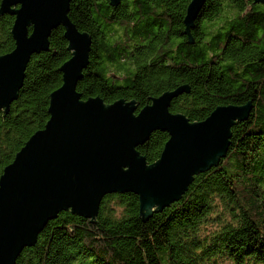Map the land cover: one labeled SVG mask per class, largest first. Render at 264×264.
I'll return each mask as SVG.
<instances>
[{
	"label": "trees",
	"instance_id": "obj_1",
	"mask_svg": "<svg viewBox=\"0 0 264 264\" xmlns=\"http://www.w3.org/2000/svg\"><path fill=\"white\" fill-rule=\"evenodd\" d=\"M189 3L71 0L68 17L91 40L76 91L82 101H133L137 113L184 86L169 109L191 123L248 104L225 157L148 215L133 193L105 195L91 219L61 211L15 264H264V3L206 0L186 25ZM14 20L0 13V56L15 47ZM48 42V51L31 56L17 99L0 110V176L44 128L50 95L62 85L60 67L71 57L64 29L52 30ZM167 139L154 131L136 152L152 166Z\"/></svg>",
	"mask_w": 264,
	"mask_h": 264
},
{
	"label": "water",
	"instance_id": "obj_2",
	"mask_svg": "<svg viewBox=\"0 0 264 264\" xmlns=\"http://www.w3.org/2000/svg\"><path fill=\"white\" fill-rule=\"evenodd\" d=\"M71 0H2L0 13L15 17L14 49L0 56V110L18 97L32 55L48 51L49 36L64 29L71 57L61 67L62 85L50 95L49 119L34 133L0 176V264H15L46 224L61 211L94 218L103 197L138 196L140 211L163 209L187 191L193 176L225 157L231 127L250 106L216 108L191 123L170 113L186 91L164 92L136 113L133 101L105 105L82 101L76 91L88 65L91 40L68 17ZM264 3V0H254ZM117 6L120 0H110ZM206 0H190L184 24L191 25ZM31 27L29 34L28 28ZM154 131L168 134L159 160L147 166L136 152Z\"/></svg>",
	"mask_w": 264,
	"mask_h": 264
}]
</instances>
